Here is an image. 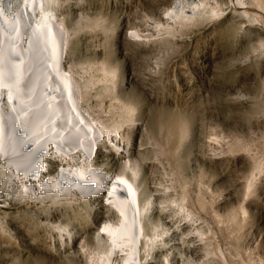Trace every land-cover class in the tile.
<instances>
[{"label":"rangeland","instance_id":"1","mask_svg":"<svg viewBox=\"0 0 264 264\" xmlns=\"http://www.w3.org/2000/svg\"><path fill=\"white\" fill-rule=\"evenodd\" d=\"M172 1L59 0L65 66L96 119L123 122L113 132L120 145L100 137V164L117 172L135 161L156 232L160 220L174 223L166 235L176 238L158 240L146 264H264V0H218L220 14L145 29ZM5 164L0 157V264H96L103 221L118 220L107 198L59 191L79 198L34 200L21 182L4 190ZM179 193L187 194L180 213ZM192 252L197 261L186 259Z\"/></svg>","mask_w":264,"mask_h":264},{"label":"bare ground","instance_id":"2","mask_svg":"<svg viewBox=\"0 0 264 264\" xmlns=\"http://www.w3.org/2000/svg\"><path fill=\"white\" fill-rule=\"evenodd\" d=\"M227 1V7H242L245 3V0ZM215 2L216 5L208 0H173L162 12L158 11L157 20L150 21L145 29L163 27L166 31L171 29L172 21L182 25L205 11L220 14L223 7L220 8L218 0ZM58 5L59 0H0V157L5 159L3 172L7 176L3 188L16 187L21 182L23 188H29L27 195L31 199L34 196V200L43 202L66 198L70 203L79 198L60 196L59 191L87 194L82 197L84 200L102 193L107 198L104 204L116 208L118 220L103 221L97 252L91 257L93 263L118 264L120 258L121 264H146L145 254H153L158 240L167 244L168 237L176 238V231L166 235L174 223L160 220L158 225L162 228L156 232L153 215L149 214L154 202L151 190L139 178L141 168L135 161L129 158L117 172L100 164V137L106 141L111 136L114 145H120L113 132L123 122L117 124L98 113L96 119L86 109L88 91L65 66L70 42L68 29L58 15ZM136 25L131 24L129 30L140 34ZM58 153L61 162L56 158ZM179 195L177 205L172 206L176 211L178 206L180 213L186 209L187 194ZM159 235L162 237L158 238ZM186 259L197 261L199 256L192 252Z\"/></svg>","mask_w":264,"mask_h":264}]
</instances>
